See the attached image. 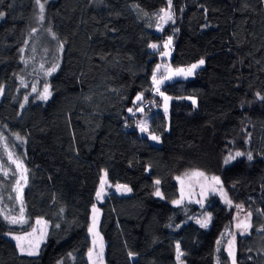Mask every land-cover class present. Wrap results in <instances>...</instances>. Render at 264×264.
<instances>
[{
    "label": "trees",
    "instance_id": "16d2710c",
    "mask_svg": "<svg viewBox=\"0 0 264 264\" xmlns=\"http://www.w3.org/2000/svg\"><path fill=\"white\" fill-rule=\"evenodd\" d=\"M166 7L167 0H47L41 24L35 0H0L5 212L20 209L13 191L19 173L13 175L5 144L28 170L27 223L0 217V264H90L93 205L102 211L107 264H178L177 243L185 264H231L234 209L217 195L204 205L173 203L181 200L178 178L190 170L220 176L252 212L250 234L234 235L235 258L264 264V0H172L175 22L158 30L155 14ZM169 37L172 67L205 60L193 78L160 87L172 97L170 115L152 79ZM53 64L57 70L45 75ZM45 85L46 101L39 99ZM229 156L235 158L226 164ZM104 172L110 184L132 192L108 189L97 199ZM209 215L208 227H200L197 220ZM40 218L48 233L39 255H22L6 233H27Z\"/></svg>",
    "mask_w": 264,
    "mask_h": 264
},
{
    "label": "snow or ice",
    "instance_id": "6c2138e0",
    "mask_svg": "<svg viewBox=\"0 0 264 264\" xmlns=\"http://www.w3.org/2000/svg\"><path fill=\"white\" fill-rule=\"evenodd\" d=\"M36 5L38 6V13L36 15V19L38 23H43L44 21V12H45V3H47V0H44V2H42V0H35ZM156 18L163 22V23H167L169 21H171L172 23H174V13L172 11V0H167V7L166 8H162L160 9V11L158 13L155 14ZM4 17V13L0 12V19H3ZM160 24L157 25V29L160 30ZM36 29H32V32L35 33ZM49 32H51V29H48ZM53 39H55V36L53 34ZM171 44V37L168 38L167 43L165 44V47L167 48L168 45ZM61 49L63 47V45L60 46ZM151 48L156 49L157 45L156 44H152L150 45ZM21 52L24 51V49L20 50ZM165 55H167L168 53H164ZM23 60V57H22ZM24 63H27V61H23ZM204 64V60L201 59L199 61V64H193L190 68L188 69H176L175 70V74L176 75H191L193 70L197 67H199L200 65ZM41 67L43 68V65H41ZM59 67L58 64H53L49 69H47V71L45 72V75H52V73H54L57 68ZM159 69V65H157V70ZM153 84L156 86V92H160V88L159 85L160 83H162V80H157L156 78V74L155 72L153 73ZM164 79H171V76H166ZM21 83L23 84V80H21ZM33 91H36L35 86H33ZM3 94V88L0 87V95ZM160 95L163 96V93H160ZM51 96V92L49 90V86L45 85L44 90L42 93L39 94V99L41 100H47L49 97ZM25 102H27L28 97L25 96L24 97ZM143 99L142 95H138L136 97L137 101H141ZM170 99V97H164L165 100V112H167V101ZM260 99H264V97H260ZM193 104H195V100H193ZM21 107H23V105H21ZM140 111H142L143 109H139ZM132 109H129V112H131ZM140 127V130L142 132L146 131V126L144 125L143 122H141L140 125H138ZM153 140L159 141V137L152 135L150 137ZM4 139L2 134H0V140ZM15 139L21 143L24 142L23 138L19 136V134H15ZM5 151L8 154V159L9 161L15 165V171L13 172V175L15 176L16 172L19 173V177L14 179L13 181V191L16 193L15 196V200L19 201L20 203V209H19V213L18 214H12L11 211L5 212L4 209L0 208V217H3V220L6 221L9 225H21L23 226L25 223H27V220L25 218V208H24V201H23V188L27 185V181H28V177H27V168L24 167V164L22 162V160L19 157H15L12 152L8 151L7 149V144H5ZM243 155V153L241 152H237L235 154V156H241ZM235 157L233 156H229L225 159V163L227 164L230 160L234 159ZM249 160L252 159L251 154H248L247 157ZM0 173H2L3 177L5 179L8 178L9 176V171L8 169L4 168L2 165H0ZM106 175V174H105ZM192 176L195 177H204L205 174L203 172H193L191 173ZM205 179H207V177H205ZM211 181L213 184L215 185H219V189L216 188H212V191H217L219 190L222 194V198L224 199L225 203H227L228 205H232V201L229 200L227 198V194L224 193L223 191V187L221 185V181L220 178L217 176H213L211 178ZM23 182V183H22ZM105 180L102 179L101 180V187H100V191H98L96 193L97 195V199H101L102 198V193H103V189H104V184H105ZM155 183L157 185H159L160 181L157 180L155 181ZM201 195L203 196L206 192V188L205 186H201ZM116 190L118 192H130L131 189L128 188L126 185H116ZM156 196H159L163 199L162 193L160 192L159 188H157L155 190L154 193ZM9 199H13V197L9 196ZM183 199V191L181 193V200H176L173 201V203L175 204H180L182 202ZM198 203H202V201H197ZM7 206L5 205V208ZM237 209H240L241 211L243 210V205H236ZM99 210L95 207V205H93V213H97ZM264 214V213H262ZM251 217H252V212L249 211L245 218L243 220H238V223L236 224V228L239 230V234L240 235H246V234H250V230L252 229L253 225L251 223ZM211 220V216L209 215L205 220H197V223L200 224V227L202 228H207L208 227V222ZM37 224H45L44 221L42 220H37L36 221ZM97 226H98V218L96 215H93V220H92V225L88 228V232L92 235L93 239H92V248L89 249L88 251V259L90 264H103V251H104V243H103V238L100 236L99 232L97 231ZM46 227V224H45ZM57 227H59V225H57ZM258 231L264 232V227L258 229ZM7 235H10L11 238L13 240L16 241V247L19 249L20 253L22 255H28V256H36L39 255V245L40 242L43 240L44 236L46 235V233L44 232L43 229H41L40 232V236L36 237V229H33L31 232H27L23 235H13L11 232L6 233ZM25 243H27V247H25ZM217 244H220V241H217ZM220 249L217 248V251H219ZM227 252H228V256L231 258V264H237L236 262V258H235V236L233 235L232 239L228 242L227 244ZM184 255V253L181 251L180 248V244L177 243L176 244V260L178 262V264H183V262L181 261V257ZM129 256L132 257L133 253H129ZM219 264V261H218Z\"/></svg>",
    "mask_w": 264,
    "mask_h": 264
},
{
    "label": "rangeland",
    "instance_id": "374dc122",
    "mask_svg": "<svg viewBox=\"0 0 264 264\" xmlns=\"http://www.w3.org/2000/svg\"><path fill=\"white\" fill-rule=\"evenodd\" d=\"M171 23V21L167 22V23H163L160 21V30H163L165 29V27L167 25H169ZM167 43V42H166ZM173 45H174V41L171 39V44L168 45V47L166 48L165 52L168 53L166 56H164V59L162 60V62L159 64V69L155 71V74H156V78L157 80H162L163 82L160 83L159 85V88L167 81H173L175 79H190V78H193L195 76V73L197 70H199L201 67H203L205 65V60H204V64L203 65H200L199 67L195 68L192 72L191 75H176L175 74V70L176 69H188L190 68L192 65L190 66H186V67H172L171 64H170V58H171V51L173 49ZM170 57V58H169ZM194 64H199V62H196ZM166 76H171V79H164ZM161 92H154V95H156L157 97H160ZM164 97H170V99L167 101V114L170 115L171 113V105H172V97L168 94H163ZM156 97V98H157ZM191 100H194L192 98H190ZM154 101V100H153ZM153 105V102L151 103ZM164 109H165V103L163 105ZM144 125L146 126V128L149 127V120L148 118L146 119V121L144 120L143 121ZM2 143V142H0ZM3 144V143H2ZM8 151H11L14 155V158L16 157V154H15V151L11 148V150H9V148H7ZM5 153H7L5 151ZM196 171H199V172H203L205 174L204 177H195V176H192L191 173L193 172H196ZM106 174V175H105ZM213 176H217V175H211V174H208L204 171H201V170H190V171H187L186 173H184L183 175H181L178 180H179V183H180V187H181V193L183 191V199H182V204L183 203H187V202H195L197 204H200V205H204L206 203V200L212 196V195H217L219 196L223 202L225 203L224 199L222 198V194L219 190L217 191H212L211 189L212 188H216V189H219V185H215L212 183L211 181V178ZM205 177H207V179H205ZM220 178V181H221V185L223 187V191L224 193L227 194V198L229 200L232 201V205H228L227 203H225L226 205H228L229 207H231L232 209H234L235 211V215H236V221H235V227H236V224L238 223V220H243L246 216V214L249 212L244 206H243V210L241 211L240 209H237L236 208V205H242L238 202H236L233 197L231 196L228 188L226 187V185L224 184L223 180L221 179L220 176H217ZM106 182L104 184V189H103V193H102V198L101 199H104L105 196L108 194V191L110 189H112L114 192H117L119 194H122V195H127V194H130L132 192V189L129 185L127 184H110L109 180H108V176H107V173L104 172V176L103 178ZM116 185H126L128 188L131 189L130 192H126V193H123V192H118L116 190ZM205 186V188L207 189L205 194L202 196L201 195V186ZM109 189V190H108ZM197 201H202V203H198ZM99 211L97 213H93V215H96L97 218H98V226H97V231L99 232L100 236L103 238V243H104V251H103V264H107L106 263V241L100 231V224H101V217H102V211L100 209L99 206H95ZM38 220H42L45 222L46 224V227H45V224H36V226L33 228V229H36V237H39L40 236V232H41V229L44 230V232L46 233V235L44 236L43 240L40 242V245H39V250H40V247L42 245V243L45 241L46 237H47V233H48V222L42 218L38 219ZM209 223V222H208ZM32 229V230H33ZM31 230V231H32ZM31 231H28V232H31ZM13 235H23L25 234V232H11ZM239 233V230L237 228H235V232H234V235H238ZM230 236V233L228 234ZM11 238L10 235H7ZM92 237V235H91ZM93 239V237H92ZM230 241V240H229ZM228 244V243H227ZM25 247H27V243H25ZM227 247V245H226ZM185 264V263H183Z\"/></svg>",
    "mask_w": 264,
    "mask_h": 264
}]
</instances>
